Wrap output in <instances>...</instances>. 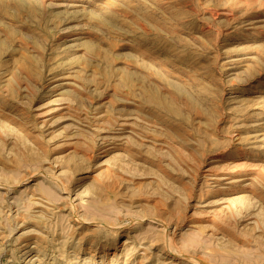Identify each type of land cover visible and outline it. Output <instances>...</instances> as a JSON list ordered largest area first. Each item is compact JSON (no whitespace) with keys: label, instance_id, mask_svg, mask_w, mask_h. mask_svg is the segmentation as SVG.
I'll list each match as a JSON object with an SVG mask.
<instances>
[{"label":"rangeland","instance_id":"1","mask_svg":"<svg viewBox=\"0 0 264 264\" xmlns=\"http://www.w3.org/2000/svg\"><path fill=\"white\" fill-rule=\"evenodd\" d=\"M0 264H264V0H0Z\"/></svg>","mask_w":264,"mask_h":264},{"label":"bare ground","instance_id":"2","mask_svg":"<svg viewBox=\"0 0 264 264\" xmlns=\"http://www.w3.org/2000/svg\"><path fill=\"white\" fill-rule=\"evenodd\" d=\"M112 141V140H111ZM35 240V239H34ZM40 241V240H39ZM28 244H26V246H27ZM35 245V244H34ZM33 245V246H34ZM39 245V244H38ZM92 245H94V243L92 244ZM95 246V245H94ZM104 246V245H103ZM38 248V247H37ZM107 249H109V247H102V250L103 251H106ZM39 250V249H38ZM94 250V249H93ZM35 256V255H34Z\"/></svg>","mask_w":264,"mask_h":264}]
</instances>
